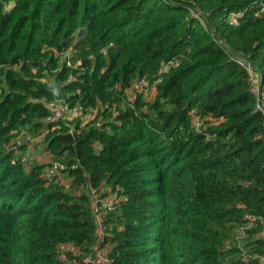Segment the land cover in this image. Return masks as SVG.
Listing matches in <instances>:
<instances>
[{
	"label": "trees",
	"instance_id": "trees-1",
	"mask_svg": "<svg viewBox=\"0 0 264 264\" xmlns=\"http://www.w3.org/2000/svg\"><path fill=\"white\" fill-rule=\"evenodd\" d=\"M262 9L264 0H0V264H72L70 247L80 258L97 246L112 264H258L264 115L250 68L264 89ZM232 14H243L239 25ZM70 49L74 68L57 57ZM144 77L162 80L153 101L132 99ZM52 82L61 104L96 117L53 121ZM22 135L37 148L43 136L49 163L23 162ZM55 164L70 191L46 178ZM91 189L121 199L103 241Z\"/></svg>",
	"mask_w": 264,
	"mask_h": 264
},
{
	"label": "built area",
	"instance_id": "built-area-1",
	"mask_svg": "<svg viewBox=\"0 0 264 264\" xmlns=\"http://www.w3.org/2000/svg\"><path fill=\"white\" fill-rule=\"evenodd\" d=\"M264 9H262V12ZM243 17V14H232L229 16V21L231 24L234 25H239V18ZM79 52L76 49H70L67 52H64L63 54H58L57 57L59 58V62L61 64L66 65L67 68H74L79 65V61H74V57L78 56ZM174 65L173 62H170L168 66L165 68L164 72L169 70L170 67ZM252 71V76L250 79L251 82V92L253 93L254 96L257 98V110L261 112L264 115V89L262 86V78L261 75L254 71L253 69L250 68ZM72 80H75V78H72ZM162 80H158V82H161ZM52 84V83H51ZM50 84V85H51ZM154 84L151 86L147 80L146 77L140 79L134 90L132 91V99H136L137 96H142L144 97L145 100L151 101V97H154L155 94L157 93L156 87ZM61 103V102H58ZM105 108H108L105 106ZM79 114L83 115L84 114V108L81 105H78L76 108L70 110L68 106L62 104L59 110H56L53 108V121H58L60 119H64L66 117L71 116L72 114ZM117 113L114 112V115ZM96 117L95 114L90 113L87 116H84L83 125L88 123L89 121L93 120ZM198 128H201V123L198 122L197 124ZM19 145L26 144L27 148L32 149V148H37L36 146V139L30 136H27L25 141L22 143L17 142ZM37 149H40L39 147ZM23 162L26 165L31 164V159L29 156H24L23 157ZM46 178L49 179L50 181L60 184L65 191H70L71 189V178L68 176V173L66 172V168L64 165L61 164H55L52 166L50 170H48L45 174ZM85 190L84 185H81L77 193L81 194ZM90 194L93 200V210L92 214L94 215L96 219V223L98 225V231L100 234V241H103L105 238L106 232H107V226L105 225V219L108 215L111 214L112 211L115 210L116 205L121 201L119 196L114 193L111 194L107 198H101L100 195L98 194L96 189H91ZM250 220L252 222L256 221V218L250 217ZM264 238V231L262 234ZM64 251V249H63ZM69 252L73 253L77 258H75L72 262V264H112V261L109 258V248L107 247H99L97 246L93 253L89 255H84L79 258L78 251L70 247ZM64 260V256H60ZM258 264H264V257H258Z\"/></svg>",
	"mask_w": 264,
	"mask_h": 264
},
{
	"label": "water",
	"instance_id": "water-1",
	"mask_svg": "<svg viewBox=\"0 0 264 264\" xmlns=\"http://www.w3.org/2000/svg\"><path fill=\"white\" fill-rule=\"evenodd\" d=\"M85 34H86V29H81L78 32L77 39L82 38ZM229 54L237 62H239L240 64H242L246 68H250V66L248 64H246L244 61H242V60H240L238 58H235L230 52H229ZM49 89H50L51 93L54 95V97H55L57 102H62L63 100H65L66 97L63 94L62 87L59 86L56 82H52V84L50 85Z\"/></svg>",
	"mask_w": 264,
	"mask_h": 264
},
{
	"label": "rangeland",
	"instance_id": "rangeland-1",
	"mask_svg": "<svg viewBox=\"0 0 264 264\" xmlns=\"http://www.w3.org/2000/svg\"><path fill=\"white\" fill-rule=\"evenodd\" d=\"M156 95L157 94H155V96L154 97H151V98H149V99H151V101H153L154 99H155V97H156ZM61 103H59V104H55L53 107L56 109V110H59L60 109V107H61ZM69 118V120H73V119H80V120H82V119H84V116H80L79 114H76V113H74V114H72L71 116H69L68 117ZM25 139H26V136L25 135H22L21 137H19L18 139H17V142H19V143H22V142H24L25 141ZM37 142L39 143V145L41 146V147H39L40 148V152H41V154H43L44 153V146H43V136H37ZM33 149V148H32ZM36 150V149H35ZM22 152V155L23 156H26V155H28L27 153L25 154V152L26 151H21ZM34 154H35V151L34 150H32L30 153H29V155L28 156H30L31 158H33L34 157ZM46 159H47V156H46ZM46 159H45V161H46ZM68 251H69V249H68Z\"/></svg>",
	"mask_w": 264,
	"mask_h": 264
},
{
	"label": "crops",
	"instance_id": "crops-1",
	"mask_svg": "<svg viewBox=\"0 0 264 264\" xmlns=\"http://www.w3.org/2000/svg\"><path fill=\"white\" fill-rule=\"evenodd\" d=\"M36 149V150H35ZM32 150H34L35 151V154H34V159H36L38 162H41V163H49V159L47 158L46 159V154L45 153H43V154H41V152H40V149H37V148H33V149H27L26 150V152H25V154L27 153L28 155H29V153L32 151ZM28 155H26V156H28ZM30 157V156H29ZM31 158V157H30ZM32 159V158H31ZM45 159H46V161H45Z\"/></svg>",
	"mask_w": 264,
	"mask_h": 264
}]
</instances>
